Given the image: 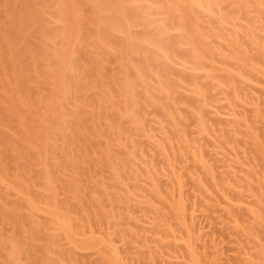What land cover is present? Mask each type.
Instances as JSON below:
<instances>
[{
	"label": "rangeland",
	"instance_id": "rangeland-1",
	"mask_svg": "<svg viewBox=\"0 0 264 264\" xmlns=\"http://www.w3.org/2000/svg\"><path fill=\"white\" fill-rule=\"evenodd\" d=\"M0 264H264V0H0Z\"/></svg>",
	"mask_w": 264,
	"mask_h": 264
}]
</instances>
